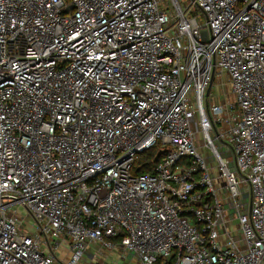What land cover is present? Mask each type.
<instances>
[{
    "label": "built area",
    "instance_id": "built-area-1",
    "mask_svg": "<svg viewBox=\"0 0 264 264\" xmlns=\"http://www.w3.org/2000/svg\"><path fill=\"white\" fill-rule=\"evenodd\" d=\"M116 251L264 264V0H0V264Z\"/></svg>",
    "mask_w": 264,
    "mask_h": 264
},
{
    "label": "rangeland",
    "instance_id": "rangeland-1",
    "mask_svg": "<svg viewBox=\"0 0 264 264\" xmlns=\"http://www.w3.org/2000/svg\"><path fill=\"white\" fill-rule=\"evenodd\" d=\"M192 15H194V14H192ZM197 21L199 23H202L203 22V18L201 16H197ZM211 90H212L211 92L214 93V95H215V93L220 95L223 92H228L229 91V86H228V83L226 81V78L224 76H222L219 80L216 81V86L212 87ZM216 145L219 147V152L222 155H224V149L221 148L219 144H216ZM203 152H204V154H206L205 151H203ZM223 157H225V156H223ZM144 158L147 159L148 155L144 154ZM209 162H211V160H209ZM21 212H22V216L26 215L25 211L21 210ZM26 221H29V219H26ZM25 227L27 229H30V225L26 224ZM60 252H61L60 253V258H62L64 261H66V260H68L70 258L69 254L66 256L67 259L65 258V255L67 254V251L65 249L60 248ZM122 255L125 258L124 260L120 259L122 257ZM110 257L113 259V261H117V264H137L136 261L132 258L133 257L132 254H130V253H126V252L122 253V252L116 251Z\"/></svg>",
    "mask_w": 264,
    "mask_h": 264
},
{
    "label": "trees",
    "instance_id": "trees-1",
    "mask_svg": "<svg viewBox=\"0 0 264 264\" xmlns=\"http://www.w3.org/2000/svg\"><path fill=\"white\" fill-rule=\"evenodd\" d=\"M148 158L145 159L144 155L141 156L140 159L136 161V166L133 169L134 173H143V172H149L152 170L153 165L158 160L159 156H154V151L147 153ZM148 161V162H147Z\"/></svg>",
    "mask_w": 264,
    "mask_h": 264
}]
</instances>
